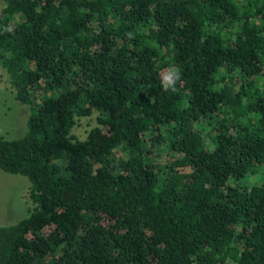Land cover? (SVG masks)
<instances>
[{"label": "trees", "instance_id": "trees-1", "mask_svg": "<svg viewBox=\"0 0 264 264\" xmlns=\"http://www.w3.org/2000/svg\"><path fill=\"white\" fill-rule=\"evenodd\" d=\"M0 66V264H264V0H4Z\"/></svg>", "mask_w": 264, "mask_h": 264}, {"label": "rangeland", "instance_id": "rangeland-1", "mask_svg": "<svg viewBox=\"0 0 264 264\" xmlns=\"http://www.w3.org/2000/svg\"><path fill=\"white\" fill-rule=\"evenodd\" d=\"M4 0H0V9ZM30 108L14 97L9 83V75L0 66V137L6 139L19 138L27 128ZM95 123V114L80 118L72 132L85 137L87 128ZM31 182L22 175L11 174L0 169V226L13 224L28 214L29 192Z\"/></svg>", "mask_w": 264, "mask_h": 264}, {"label": "clouds", "instance_id": "clouds-1", "mask_svg": "<svg viewBox=\"0 0 264 264\" xmlns=\"http://www.w3.org/2000/svg\"><path fill=\"white\" fill-rule=\"evenodd\" d=\"M179 70L178 69H172L168 75H165L163 77V86L165 90H168L171 88L172 90H175V83L177 80H179Z\"/></svg>", "mask_w": 264, "mask_h": 264}]
</instances>
